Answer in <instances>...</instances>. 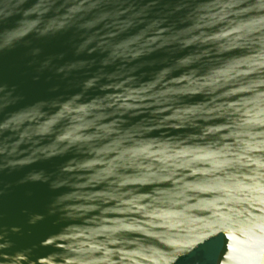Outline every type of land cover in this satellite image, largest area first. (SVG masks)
Returning a JSON list of instances; mask_svg holds the SVG:
<instances>
[{
    "label": "water",
    "instance_id": "water-1",
    "mask_svg": "<svg viewBox=\"0 0 264 264\" xmlns=\"http://www.w3.org/2000/svg\"><path fill=\"white\" fill-rule=\"evenodd\" d=\"M264 264V0H0V264Z\"/></svg>",
    "mask_w": 264,
    "mask_h": 264
},
{
    "label": "rangeland",
    "instance_id": "rangeland-1",
    "mask_svg": "<svg viewBox=\"0 0 264 264\" xmlns=\"http://www.w3.org/2000/svg\"><path fill=\"white\" fill-rule=\"evenodd\" d=\"M221 248L222 238L213 239L196 249L181 264H216Z\"/></svg>",
    "mask_w": 264,
    "mask_h": 264
},
{
    "label": "flooded vegetation",
    "instance_id": "flooded-vegetation-1",
    "mask_svg": "<svg viewBox=\"0 0 264 264\" xmlns=\"http://www.w3.org/2000/svg\"><path fill=\"white\" fill-rule=\"evenodd\" d=\"M188 257H185V258L180 259L176 264H181V261H183V263H185V259L188 258Z\"/></svg>",
    "mask_w": 264,
    "mask_h": 264
}]
</instances>
